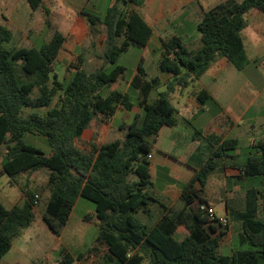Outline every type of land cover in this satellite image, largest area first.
<instances>
[{
  "label": "trees",
  "instance_id": "1",
  "mask_svg": "<svg viewBox=\"0 0 264 264\" xmlns=\"http://www.w3.org/2000/svg\"><path fill=\"white\" fill-rule=\"evenodd\" d=\"M27 2L32 11L43 10L50 17L45 0ZM143 3L115 0L104 17L86 8L80 11L91 31L104 37V65L89 72L86 53L81 52L68 81L60 80L54 72L67 41L63 32L56 30L41 47L10 48L13 32L0 24V146H7L0 173L13 180L20 176L27 180L24 187L20 186L26 198L23 206L7 209L0 201V259L32 225L39 203L45 204L42 219L60 237L83 198L94 203L99 227L95 245L86 252L100 253L102 264H264V142L259 144L260 154L250 156L241 168L246 177L261 178L262 187L249 189L246 210L234 214V220L242 225L241 246L248 249L221 255L218 250L224 228L199 209L201 203L209 204L202 193L218 160L234 158L236 139H209L211 156L183 186V207L165 206L162 219L152 227L138 217L149 213L151 204L157 202L150 192L149 155L162 128L177 124L172 93L177 87L187 88L198 81L219 57L240 71L248 66L241 35L247 26L245 15L253 9L264 11V0H229L204 11L198 25L201 47L197 51L178 36L164 40L158 69L173 76L166 91L149 102L160 82L158 77L147 79L141 62L131 80V91L139 93L138 107L144 116L135 115L123 141L99 146L83 139L93 120L101 123L120 108L132 111L135 107L131 93L111 91V87L126 73L118 64L122 54L131 46L146 47L153 34L135 8ZM46 23L51 27L49 19ZM210 99L206 90L197 94L201 107ZM26 108L47 109V113L26 114ZM27 134L45 137L51 155L26 143ZM33 175H44L39 189L42 199L29 187ZM84 218L90 220L89 215ZM216 225L222 229L219 236H215ZM180 226L189 231L183 240L176 238ZM63 255L61 264H85L89 257L85 253L75 257L66 250Z\"/></svg>",
  "mask_w": 264,
  "mask_h": 264
},
{
  "label": "crops",
  "instance_id": "2",
  "mask_svg": "<svg viewBox=\"0 0 264 264\" xmlns=\"http://www.w3.org/2000/svg\"><path fill=\"white\" fill-rule=\"evenodd\" d=\"M88 1L93 3L96 9L99 0H86V4ZM224 1L229 0H144L142 6L135 7L153 30L146 48L154 37L160 45L158 59L150 64L153 69L150 79L158 77L160 83L152 91L149 102H154L161 93L159 88H167L173 78L171 74L158 69L163 41L178 36L192 51H197L201 47L198 25L203 12ZM114 3L115 0L112 1V5ZM245 20L247 26L241 35L249 58L248 66L240 71L228 59L219 57L198 81L187 88L177 87L172 93L171 100L177 111V124L162 128L156 137L150 160L153 182L150 192L157 202L151 204L149 213L138 215L145 224L152 227L162 219L165 206L183 207L181 201L183 186L195 178L211 156L212 147L209 139L212 137L221 138L222 141L236 139L238 149L233 153L234 158L224 156L218 160L217 168L210 175L202 193L217 215L229 220L230 224L228 229H224L225 234L221 237L220 247L231 246L232 254L237 250L234 247L241 246L242 243V225L240 222L235 224L234 214L246 210L249 189L262 187L261 178H248L241 168L250 156L260 154L259 144L264 142V11L253 9L245 15ZM1 25L5 26L2 23ZM84 29L86 32L89 29L87 21ZM101 37L104 42V37ZM87 61L92 60H88L87 57ZM141 62L143 65L145 57L140 60L138 68ZM137 73L138 69L134 76ZM149 74L147 73V76ZM131 80L126 81L122 76L111 87V91L129 92L133 101ZM202 90L211 95V99L203 107L197 100V94ZM154 92L155 97L152 96ZM134 93L136 100L133 101L135 107L132 111L120 108L112 117L101 123L93 120L90 127L85 130L83 138L94 141L99 146L116 140L123 141L135 115L144 116V111L138 107L139 93L136 91ZM120 116L118 128L115 122ZM110 135L114 136L113 141H108ZM2 159L3 156L0 157V168ZM21 177L25 178L24 176L18 178ZM35 177L38 176L33 175L29 180L31 190H35L34 185L38 183ZM18 178L12 180L11 184L18 189V194H14V190L0 194V201L7 209L25 204L26 198L18 185ZM160 180L162 183L157 188ZM257 180H260V185L252 186V182ZM26 183L25 179V185ZM196 186L200 187V184L197 183ZM220 204L225 206V212L221 215L218 211ZM93 223L98 225L97 218ZM216 229L215 236H219L222 229L217 225ZM25 230L19 237L25 236ZM188 233L185 226H180L176 234L186 237ZM16 239L10 252L0 259V264H30L23 260L26 256L23 249L27 245L16 244ZM27 249L29 250L28 247Z\"/></svg>",
  "mask_w": 264,
  "mask_h": 264
},
{
  "label": "rangeland",
  "instance_id": "3",
  "mask_svg": "<svg viewBox=\"0 0 264 264\" xmlns=\"http://www.w3.org/2000/svg\"><path fill=\"white\" fill-rule=\"evenodd\" d=\"M113 0H99L95 6L86 0H45V7L51 11L50 17H47L43 10L32 11L27 0H0V24H4L13 32V40L8 45L10 48L21 47H41L44 43L50 41L54 32L60 30L67 37L64 49L61 51L58 62L54 66V72L59 76L60 80L68 81L73 72L74 66L78 64V55L81 52L86 53V58L92 60L87 61L85 68L89 72H93L104 65L103 55V40L96 32L85 31L86 20L79 14L84 8L104 17L107 9L112 5ZM95 9V10H94ZM50 20L51 27L47 26L46 21ZM160 45L157 38L154 37L149 44V47L131 46L127 52L120 57L118 64L126 68L124 80H131L138 69V65L142 57H145L144 68L149 74L147 79L150 80V75L153 72L151 63L156 61L160 55ZM110 69L112 65L108 66ZM167 88L160 87L159 91L163 92ZM108 91H105L107 93ZM133 101L136 100L133 92ZM156 96V92L153 93ZM32 111H37L40 114H46L47 109H31L26 108L25 113L29 114ZM121 116L116 120V126L119 128ZM86 140L85 138H83ZM114 136L110 135L108 141H113ZM26 143L39 147L47 156L51 155L52 149L48 140L38 134H27L24 137ZM89 141V140H86ZM91 141V140H90ZM7 151V146L0 147V157ZM37 179L34 188L38 192L40 199L43 195L39 192L40 186L44 183V175L35 177ZM35 179V180H36ZM12 178L7 174L0 176V194L6 193L8 190H14V194H18V189L11 186ZM18 185L25 186V178H18ZM162 181L157 184L160 187ZM260 185V180L252 182V186ZM45 208L44 203H39L35 212V219L32 225L25 230V236L16 239V244L27 245L23 249L26 256L24 262L30 264H61L63 259V250H66L73 256H78L81 253L89 256L85 264H102L100 253L88 254L86 252L90 247H93L99 235V227L93 221L95 217V205L93 202L80 198L73 209L71 218L64 228L62 235H55L46 222L42 219V212ZM219 214L225 212V206L219 205ZM89 215L90 220L86 222L85 216ZM235 224L239 222L235 221ZM178 240H183L185 236L176 234ZM249 246L237 245L234 249H248ZM231 246H221L220 253L222 255H232Z\"/></svg>",
  "mask_w": 264,
  "mask_h": 264
},
{
  "label": "built area",
  "instance_id": "4",
  "mask_svg": "<svg viewBox=\"0 0 264 264\" xmlns=\"http://www.w3.org/2000/svg\"><path fill=\"white\" fill-rule=\"evenodd\" d=\"M152 158V155L150 154L149 155V159L151 160ZM199 209L203 212H205L208 217H209V220L213 223H217L219 225H221L224 229L228 228L229 227V220L228 218H221L217 215L215 209L213 207H211L209 204H206V203H201L199 205Z\"/></svg>",
  "mask_w": 264,
  "mask_h": 264
}]
</instances>
